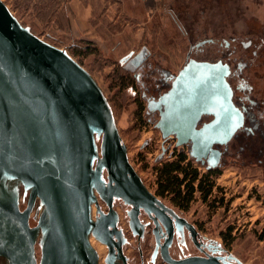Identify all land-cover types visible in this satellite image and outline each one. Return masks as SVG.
<instances>
[{"label": "water", "instance_id": "water-1", "mask_svg": "<svg viewBox=\"0 0 264 264\" xmlns=\"http://www.w3.org/2000/svg\"><path fill=\"white\" fill-rule=\"evenodd\" d=\"M227 74L222 61L191 59L157 102L164 108L156 125L162 137L191 142L196 161L240 126ZM202 114L215 118L196 129ZM114 199L131 206L133 229L140 209L160 218V209L171 211L130 163L110 102L91 73L0 0V264H98L90 236L108 246V263L114 247L120 250L111 237L120 238Z\"/></svg>", "mask_w": 264, "mask_h": 264}, {"label": "rangeland", "instance_id": "rangeland-1", "mask_svg": "<svg viewBox=\"0 0 264 264\" xmlns=\"http://www.w3.org/2000/svg\"><path fill=\"white\" fill-rule=\"evenodd\" d=\"M3 1L34 34L66 48L95 78L110 102L129 161L147 188L155 194L157 168L164 162L177 160L176 154L183 153L186 159L181 165L187 166L190 174L192 169L197 172L191 198L185 207H181L170 193L158 197L188 218L205 221L211 231L213 224L218 222L219 229H225L232 218L237 224H245V219L246 223L252 221L248 231L251 232L253 250L240 251L238 255L246 264H264V241L259 243L255 236L264 224V175L258 173V169L233 164L206 170L189 157L186 146L181 149L172 145L171 150L156 160L161 152L160 132L148 121L144 102L139 101L130 73L119 63L129 50L135 52L146 44L153 54L161 56L158 60L167 62L176 70L183 64L190 42L207 37L221 40L235 36L231 43L236 48L234 55L253 60L246 73L256 88L264 93V0H90L92 11L86 22V29H89L86 38L70 33L73 15L69 0ZM172 13L186 27L188 34L174 24ZM248 39L255 44V58L251 56L253 47L241 45V41ZM84 41L91 44L86 51L81 48ZM74 42L79 46L74 48ZM222 51L218 45L206 43L203 50L194 53L199 58L215 59L222 55ZM185 185V182L181 184L184 191ZM118 210L121 211L120 207ZM30 224H34L32 219ZM95 247L100 251L99 264H104L105 249Z\"/></svg>", "mask_w": 264, "mask_h": 264}, {"label": "flooded vegetation", "instance_id": "flooded-vegetation-1", "mask_svg": "<svg viewBox=\"0 0 264 264\" xmlns=\"http://www.w3.org/2000/svg\"><path fill=\"white\" fill-rule=\"evenodd\" d=\"M171 17L174 24L188 34V30L179 22L176 15L172 13ZM235 39V36L221 40L207 37L195 43L190 42L183 64L176 70H173L167 62L158 60L161 56L153 54L146 44H142L135 52L129 50L120 58L119 63L130 73L133 84L138 90L139 101L144 102L145 115L161 135L156 125L161 119L160 110L163 111L164 108L162 104L158 107L157 102L169 91L178 71L191 59L210 63L224 62L228 68L226 82L232 91V104L241 114L242 120L240 126L225 142L212 143L211 150L201 156L197 162L206 170L221 169L233 164L258 169V173L264 175V93L256 88L246 73L253 65V60L234 55L236 48L235 45L231 46V43ZM206 43L218 45L221 51L223 49L222 55L215 59L195 56L194 52L203 50ZM241 45L244 48L253 47L251 56L257 57L255 44L251 39L241 41ZM214 118L213 114H202L196 123V129ZM161 139V152L156 160L161 159L167 150H171L172 145L181 149L186 146L189 155L191 142L176 145L177 137L173 133L165 137L161 135ZM213 151L215 153H212ZM161 153L162 155L159 156ZM211 153L215 157L213 160H210ZM211 162L214 164L212 165ZM208 165L210 166L207 167ZM159 199L171 211L160 209L163 212L160 218L153 213L148 215L140 209L136 216L135 229L131 227L128 215L131 206L120 199L112 201V208L117 214L115 230L120 234V238L118 239L115 234L111 237L114 242L119 241L120 250L114 247L113 255L109 257L107 263L105 258L109 248L104 244L102 258L104 264H246L238 253L253 250L250 246L251 232L248 231L253 224L252 221L246 223L245 219V224H237L232 218L225 229H219L220 222H218L213 224L211 231L205 221L196 222ZM98 206L103 213H108V206L99 198ZM96 216L98 213L95 208ZM109 229L112 230L111 227ZM255 236L259 238V243L264 241V224Z\"/></svg>", "mask_w": 264, "mask_h": 264}, {"label": "trees", "instance_id": "trees-1", "mask_svg": "<svg viewBox=\"0 0 264 264\" xmlns=\"http://www.w3.org/2000/svg\"><path fill=\"white\" fill-rule=\"evenodd\" d=\"M76 46L79 45L74 42L73 47L75 48ZM82 46L84 47L81 48H84L85 51L91 48V44L86 41H84ZM176 155L177 160L164 162L160 167L157 168L158 188L155 194L158 196L163 195L164 193H170L172 194L173 199H175L174 201L177 205L185 207L191 198L193 191L195 190L193 181L197 178V172L195 169H192L191 174L190 172H187V166L181 165V162L186 159V156L181 152ZM181 173L182 175L180 176L179 174ZM188 174H190L189 178H187ZM183 182L186 183L185 191L181 189V184Z\"/></svg>", "mask_w": 264, "mask_h": 264}, {"label": "crops", "instance_id": "crops-1", "mask_svg": "<svg viewBox=\"0 0 264 264\" xmlns=\"http://www.w3.org/2000/svg\"><path fill=\"white\" fill-rule=\"evenodd\" d=\"M69 7L72 11V19L71 23L69 24L70 33L72 35H88L89 29L87 30V23L89 15L92 11V5L90 0H69ZM85 2V3H84ZM87 30V31H86ZM92 31V28H90Z\"/></svg>", "mask_w": 264, "mask_h": 264}, {"label": "bare ground", "instance_id": "bare-ground-1", "mask_svg": "<svg viewBox=\"0 0 264 264\" xmlns=\"http://www.w3.org/2000/svg\"><path fill=\"white\" fill-rule=\"evenodd\" d=\"M98 142H99V140H98ZM25 203H26V198H24V200H20L19 208H20V209H23V208H21V205L24 204V206H25ZM33 215H34V210H33L32 213H31L30 219H32ZM91 215H92V218L94 219V218H95V206H94V205H92V212H91ZM30 219H29V223H30ZM33 221H34V223H35V220H33ZM30 225H31V224H30ZM91 238L94 239V237H93V236H90V238H89L91 245L96 249L97 253H100V251L98 250V248H96L95 246L98 245L99 249H103V248H104V244H103V245H102V243L99 244V243L95 242V241H94L93 239H91ZM104 249H105V248H104ZM36 252H37V257H38V255H39L38 250H36ZM101 252H102V251H101ZM98 256H99V259H100V255H99V254H98ZM98 264H99V260H98Z\"/></svg>", "mask_w": 264, "mask_h": 264}]
</instances>
